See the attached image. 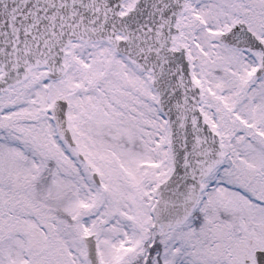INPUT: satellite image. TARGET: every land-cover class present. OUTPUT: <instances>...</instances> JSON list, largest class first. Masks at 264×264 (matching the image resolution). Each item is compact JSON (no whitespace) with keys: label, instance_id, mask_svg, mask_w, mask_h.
<instances>
[{"label":"snow or ice","instance_id":"snow-or-ice-1","mask_svg":"<svg viewBox=\"0 0 264 264\" xmlns=\"http://www.w3.org/2000/svg\"><path fill=\"white\" fill-rule=\"evenodd\" d=\"M0 264H264V0H0Z\"/></svg>","mask_w":264,"mask_h":264}]
</instances>
